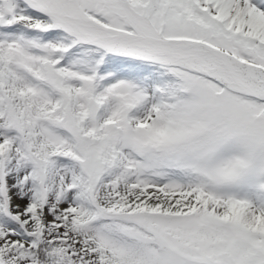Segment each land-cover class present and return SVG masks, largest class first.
I'll return each mask as SVG.
<instances>
[{
  "label": "snow or ice",
  "instance_id": "6c2138e0",
  "mask_svg": "<svg viewBox=\"0 0 264 264\" xmlns=\"http://www.w3.org/2000/svg\"><path fill=\"white\" fill-rule=\"evenodd\" d=\"M0 264H264V0H0Z\"/></svg>",
  "mask_w": 264,
  "mask_h": 264
}]
</instances>
